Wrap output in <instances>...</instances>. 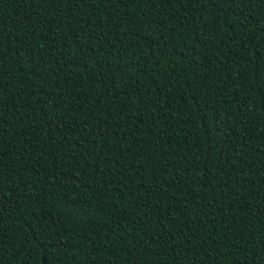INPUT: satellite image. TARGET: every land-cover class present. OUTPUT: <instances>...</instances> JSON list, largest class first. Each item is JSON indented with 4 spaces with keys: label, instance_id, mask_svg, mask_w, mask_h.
Returning a JSON list of instances; mask_svg holds the SVG:
<instances>
[{
    "label": "trees",
    "instance_id": "obj_1",
    "mask_svg": "<svg viewBox=\"0 0 264 264\" xmlns=\"http://www.w3.org/2000/svg\"><path fill=\"white\" fill-rule=\"evenodd\" d=\"M0 264H264V0H0Z\"/></svg>",
    "mask_w": 264,
    "mask_h": 264
}]
</instances>
